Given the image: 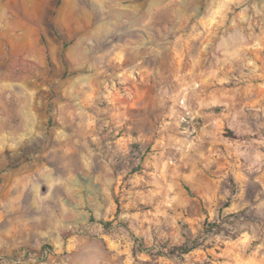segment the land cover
<instances>
[{
    "label": "rangeland",
    "instance_id": "rangeland-1",
    "mask_svg": "<svg viewBox=\"0 0 264 264\" xmlns=\"http://www.w3.org/2000/svg\"><path fill=\"white\" fill-rule=\"evenodd\" d=\"M0 264H264V0H0Z\"/></svg>",
    "mask_w": 264,
    "mask_h": 264
},
{
    "label": "trees",
    "instance_id": "trees-1",
    "mask_svg": "<svg viewBox=\"0 0 264 264\" xmlns=\"http://www.w3.org/2000/svg\"><path fill=\"white\" fill-rule=\"evenodd\" d=\"M44 46H46V44L44 43ZM66 49V45L64 44L63 45V48H62V57L64 58V51ZM45 58H46V61L49 63L50 61V57H49V53H48V50L46 48V52H45ZM217 227H219L217 224H216ZM213 226L211 225V228ZM197 247V244H196V241H193V243H191V245H188V244H184L182 246H179V247H176L174 248L173 250H171L173 253L175 252H179L180 254H188L190 251H192L194 248Z\"/></svg>",
    "mask_w": 264,
    "mask_h": 264
}]
</instances>
